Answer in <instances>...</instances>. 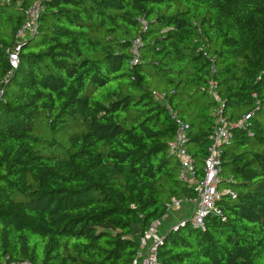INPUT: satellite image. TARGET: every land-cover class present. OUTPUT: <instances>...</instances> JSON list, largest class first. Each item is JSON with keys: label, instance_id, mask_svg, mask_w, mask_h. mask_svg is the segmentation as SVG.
Returning a JSON list of instances; mask_svg holds the SVG:
<instances>
[{"label": "trees", "instance_id": "obj_1", "mask_svg": "<svg viewBox=\"0 0 264 264\" xmlns=\"http://www.w3.org/2000/svg\"><path fill=\"white\" fill-rule=\"evenodd\" d=\"M36 1L0 0V263L132 264L172 198L196 195L168 110L201 178L213 81L230 122L250 114L222 146L219 187L235 197L204 231L168 228L157 257L264 264V0H39L12 67Z\"/></svg>", "mask_w": 264, "mask_h": 264}, {"label": "built area", "instance_id": "obj_2", "mask_svg": "<svg viewBox=\"0 0 264 264\" xmlns=\"http://www.w3.org/2000/svg\"><path fill=\"white\" fill-rule=\"evenodd\" d=\"M45 7L36 1L25 11V21L18 29L16 36L17 43L9 52V62L12 67L18 64V51L20 48L19 41L24 39L27 35L33 34L37 29V19L39 14L43 12ZM137 42L134 43L133 51L137 54ZM214 82L208 84L207 91L210 93L216 103L212 110L214 120L211 126V133L209 135L210 145L208 153L204 158V173L201 178L197 177L196 167L193 163V158L187 149V133L186 126L179 118L176 111L169 108L170 117L174 120L176 125V133L173 141L169 144V149L178 160V177L188 187H193L195 190V197L189 200H182L172 198L167 205L166 211L160 218L154 219L150 222L147 229L139 237V249L132 261V264H161L157 257V248L163 244L164 236L160 234L159 229L167 218L168 212L171 210L180 209L183 202L191 201L193 205V213L190 219L191 224L195 228L205 230V217L210 214H221L219 201L225 194H230L235 197L230 188H220L219 183L221 179V153L223 144L229 142L233 137V128L235 126H242L243 121L246 120L250 114H247L239 123L233 124L228 120V117L223 113L224 102L219 94L216 92ZM163 97V94H157ZM186 221L178 223L184 224ZM0 264H15L13 262L4 261ZM18 264H33L25 260Z\"/></svg>", "mask_w": 264, "mask_h": 264}, {"label": "rangeland", "instance_id": "obj_3", "mask_svg": "<svg viewBox=\"0 0 264 264\" xmlns=\"http://www.w3.org/2000/svg\"><path fill=\"white\" fill-rule=\"evenodd\" d=\"M193 213V205L190 203L183 202L180 209L171 210L168 212V216L164 219L159 232L163 234L168 228L175 227L178 223L182 221H188L191 219Z\"/></svg>", "mask_w": 264, "mask_h": 264}]
</instances>
